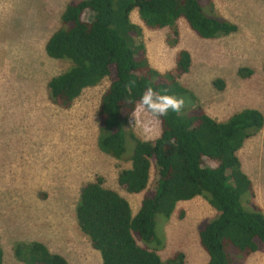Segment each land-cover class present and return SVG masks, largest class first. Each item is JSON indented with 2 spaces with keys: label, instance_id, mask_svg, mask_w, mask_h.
<instances>
[{
  "label": "trees",
  "instance_id": "obj_1",
  "mask_svg": "<svg viewBox=\"0 0 264 264\" xmlns=\"http://www.w3.org/2000/svg\"><path fill=\"white\" fill-rule=\"evenodd\" d=\"M133 11L145 28L169 29L174 39L171 46L181 19L203 39L237 31L235 24L205 15L199 0H71L66 4L60 26L44 51L50 59L70 65L47 82L49 100L67 110L83 90L107 80L97 113V147L121 161L127 142L132 143L130 167L120 170L117 185L128 194H143L133 215L128 201L96 177L81 188L75 212L79 230L99 252L102 264H185L182 252L167 260L158 255L163 243L156 236V217L169 218L179 202L202 197L215 212L197 226L199 245L208 256L206 264H233L236 252L246 257L264 253V213L250 200L253 186L237 157L244 143L264 128V115L244 109L217 122L201 108H188L159 117L160 134L153 141L138 139L129 120L147 87L175 97H195L178 81L189 72L190 53L179 50L168 71L154 69L140 42L142 29L130 20ZM86 13L89 20L83 19ZM237 73L247 79L253 72L242 68ZM130 80L136 86L126 90ZM213 85L218 90L225 87L221 80ZM205 160L216 165L206 166ZM243 195L249 208L243 205ZM12 252L22 264H68L37 241L16 243Z\"/></svg>",
  "mask_w": 264,
  "mask_h": 264
},
{
  "label": "rangeland",
  "instance_id": "obj_2",
  "mask_svg": "<svg viewBox=\"0 0 264 264\" xmlns=\"http://www.w3.org/2000/svg\"><path fill=\"white\" fill-rule=\"evenodd\" d=\"M69 1L0 0L2 264H22L13 256L16 243L48 239L52 245L66 244L68 237L70 245L78 238L90 244L77 226L75 212L81 188L96 177H102L106 188L117 191L128 201L133 215L143 197L128 194L117 185L120 170L130 167L132 143L127 142V152L121 161L103 154L97 147V113L108 81L83 90L67 110L49 100L47 82L64 72L70 63L50 59L44 48L59 28L61 13ZM260 1L212 0L210 8L208 0H199L205 15L236 22L238 31L203 39L181 19L177 22L174 46L170 45L174 39L169 29L149 30L135 11L131 13V22L142 29L140 42L154 69L168 71L174 67L179 50L190 53L189 72L178 81L195 100L178 96L185 98L183 109L201 108L216 120H225L245 108L257 109L264 115V52H259V48L264 51V26ZM83 19L90 17L86 13ZM242 68L252 70V75L240 78L237 72ZM215 80H221L224 89H216ZM150 118L158 137V118L147 112L136 115L135 111L129 120L131 131L142 141H145L143 122ZM237 157L253 186L254 196L250 200L264 213V128L244 143ZM214 164L205 160L206 166ZM245 196L241 199L244 207L249 208ZM214 216V210L202 197L179 202L169 218L157 216L156 236L163 243L157 252L160 258L167 260L175 252H182L185 264H206L208 256L199 245L197 226ZM60 232L64 234L62 241ZM58 251L66 254L65 249ZM233 258V264H264V253L246 257L236 252Z\"/></svg>",
  "mask_w": 264,
  "mask_h": 264
},
{
  "label": "clouds",
  "instance_id": "obj_3",
  "mask_svg": "<svg viewBox=\"0 0 264 264\" xmlns=\"http://www.w3.org/2000/svg\"><path fill=\"white\" fill-rule=\"evenodd\" d=\"M135 86L136 82L134 80H130L127 84H125V89L131 90ZM184 107L185 98H177L173 95L161 94L152 87H147L140 97V101L136 109V115L147 112L152 118H159L167 116L169 112L179 114ZM142 127L145 133V141L157 138L158 134L153 126V119L150 118L145 120Z\"/></svg>",
  "mask_w": 264,
  "mask_h": 264
},
{
  "label": "crops",
  "instance_id": "obj_4",
  "mask_svg": "<svg viewBox=\"0 0 264 264\" xmlns=\"http://www.w3.org/2000/svg\"><path fill=\"white\" fill-rule=\"evenodd\" d=\"M263 3L264 2L261 0L260 4H259L260 15H262V19H261L262 26H264V4ZM228 22L236 25V22H231V21H228ZM237 31H238V26H237ZM259 49H260L259 50L260 53L264 52L262 48H259ZM245 109H252V108H245ZM242 110H244V109H242ZM242 110H239L237 112H240ZM255 110H257V109H255ZM232 115H234V114H232ZM232 115H230L228 118H230ZM227 119H225V120H227ZM214 120L217 121V122L225 121L224 119H222V120L221 119H218V120L214 119ZM62 224L63 223H60V225H62ZM58 236L60 238L59 240L62 241L64 234L62 232H60L58 234ZM79 239L80 238H78V241H75V242L72 241L71 245L69 243V238L68 237H66V239H65L66 244L60 243V244H57V245L56 244L52 245V244L49 243L48 239L47 240H40V241H37V242H40V243L44 244L46 246V248L48 249V251H50V253L62 256L68 262V264H102L99 252L94 250L91 247L90 244L85 242L86 240H82L80 242ZM53 249H55V250H53ZM64 249L66 250V254H61L58 251V250H60L62 252ZM68 252H69V254H68L69 256L67 255Z\"/></svg>",
  "mask_w": 264,
  "mask_h": 264
}]
</instances>
